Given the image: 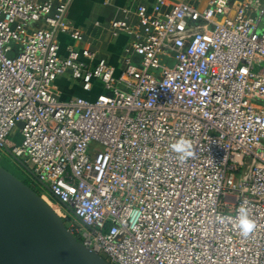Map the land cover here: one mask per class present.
I'll list each match as a JSON object with an SVG mask.
<instances>
[{
  "label": "built area",
  "instance_id": "1",
  "mask_svg": "<svg viewBox=\"0 0 264 264\" xmlns=\"http://www.w3.org/2000/svg\"><path fill=\"white\" fill-rule=\"evenodd\" d=\"M135 1L140 33L112 28L134 36L140 63L118 71L90 49L61 52L73 0H0V166L6 148L32 164L41 197L110 264H264V5ZM62 77L87 96L60 99ZM244 202L247 238L217 221Z\"/></svg>",
  "mask_w": 264,
  "mask_h": 264
},
{
  "label": "water",
  "instance_id": "2",
  "mask_svg": "<svg viewBox=\"0 0 264 264\" xmlns=\"http://www.w3.org/2000/svg\"><path fill=\"white\" fill-rule=\"evenodd\" d=\"M13 157L50 194L26 163ZM0 264L110 263L78 241L39 194L0 166Z\"/></svg>",
  "mask_w": 264,
  "mask_h": 264
},
{
  "label": "crops",
  "instance_id": "3",
  "mask_svg": "<svg viewBox=\"0 0 264 264\" xmlns=\"http://www.w3.org/2000/svg\"><path fill=\"white\" fill-rule=\"evenodd\" d=\"M176 1L178 0H169L170 3ZM207 1L209 0H201L202 5H205ZM243 1L246 0H232L236 4H241ZM253 1L264 5V0ZM155 2L156 0H142L149 11L152 10ZM136 5L135 0H73L68 13L70 32L58 35L61 52L66 53L70 47L82 50L80 46L83 44L86 45L85 49L95 51L98 58L107 60L118 71L123 69L127 57H130L135 64H139L140 57L128 53L130 45L135 39L134 36L129 35L126 31H119L115 36L112 28V22L120 19L126 21L136 33H140ZM71 34H75L77 38H73ZM70 83L67 77L60 78L54 84V93L64 88L68 89ZM76 88L86 94L81 87ZM58 97L60 98V96ZM62 100L65 99L62 98Z\"/></svg>",
  "mask_w": 264,
  "mask_h": 264
},
{
  "label": "rangeland",
  "instance_id": "4",
  "mask_svg": "<svg viewBox=\"0 0 264 264\" xmlns=\"http://www.w3.org/2000/svg\"><path fill=\"white\" fill-rule=\"evenodd\" d=\"M81 41V40H80ZM81 44V42H80ZM86 47V45H81L80 48L82 50H84ZM8 58H12L11 54H7ZM137 60V58H136ZM161 65L163 67H169L172 68L173 67V61H172V55L169 56H164L161 58ZM70 84L68 85V89L64 88L61 89L59 91H55L56 95L60 96V98H64L65 100H68L72 97H78V96H87L86 94H84L80 89L76 88V87H80V83H76L74 81L70 80ZM78 85V86H77ZM98 92H100V88H97ZM98 92H94V94H97ZM22 142V136L19 130L14 131L11 136L8 139V146L9 148H12L13 146H19ZM2 154V161H1V167L4 168L5 170L11 172L15 177H17L19 180H21L22 182H24L26 185H28L33 191H35L37 194L41 195V194H49L48 191L41 185L39 184L34 177L25 170V168H23L13 157L12 154H10L7 149H4L1 151ZM21 161L25 159H20ZM31 170H33V166L30 163L26 164ZM18 167L19 171L15 170L16 172L13 171L14 168ZM26 178H25V175ZM28 179V181H25V179ZM50 195V194H49ZM51 196V195H50ZM46 200L52 205V207L54 209H58V203L55 201V199L50 198L49 196H47ZM64 207H62L63 209ZM69 212V211H66ZM70 213V212H69ZM104 256V255H103ZM105 257V256H104ZM106 258V257H105Z\"/></svg>",
  "mask_w": 264,
  "mask_h": 264
},
{
  "label": "clouds",
  "instance_id": "5",
  "mask_svg": "<svg viewBox=\"0 0 264 264\" xmlns=\"http://www.w3.org/2000/svg\"><path fill=\"white\" fill-rule=\"evenodd\" d=\"M171 151H173L178 161L183 164L190 157L193 156V144L192 141L181 137L170 145ZM232 220L236 221V227L238 228L240 235L244 238L249 237L255 230L256 224L255 221L250 217L249 210L247 208V202H244L236 210L235 217L219 215L217 221L221 224L226 222H231Z\"/></svg>",
  "mask_w": 264,
  "mask_h": 264
},
{
  "label": "flooded vegetation",
  "instance_id": "6",
  "mask_svg": "<svg viewBox=\"0 0 264 264\" xmlns=\"http://www.w3.org/2000/svg\"><path fill=\"white\" fill-rule=\"evenodd\" d=\"M18 169H19V168L16 167V168L13 169V171L16 172ZM15 170H16V171H15ZM19 170H20V169H19ZM19 170H18V171H19ZM20 171H21V170H20ZM10 173H11V172H10ZM16 173H17V172H16ZM24 175H25V174H24ZM25 178H26V175H25ZM25 178H24V179H25ZM25 181H28V179H25ZM40 196H42V194H41Z\"/></svg>",
  "mask_w": 264,
  "mask_h": 264
}]
</instances>
